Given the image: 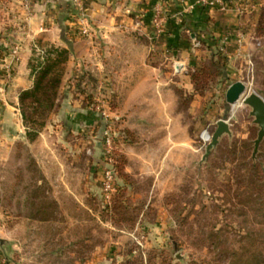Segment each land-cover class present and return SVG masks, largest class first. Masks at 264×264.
Here are the masks:
<instances>
[{"label": "rangeland", "instance_id": "374dc122", "mask_svg": "<svg viewBox=\"0 0 264 264\" xmlns=\"http://www.w3.org/2000/svg\"><path fill=\"white\" fill-rule=\"evenodd\" d=\"M251 1L257 25L242 55L237 43L226 44L230 56L224 52L220 69L204 43L182 73L175 72L170 36L176 27L166 28L167 22L161 33L150 29L155 47L149 58L158 70L136 101L112 91L110 76L102 80L85 67L67 74V61L62 104L31 140L19 97L17 104L8 100L17 110L0 119V264H229L233 250L264 251V138L255 152L261 126L245 101L252 93L264 98L258 28L263 22L264 29V0ZM165 4L173 20L174 5ZM69 13L60 27L64 37H87L75 25L76 4ZM20 23L8 31L33 30ZM181 33L190 40V32ZM20 42L7 47V82L21 61ZM36 44L28 45L31 77L32 60L37 65L52 48H67L43 39ZM204 69L210 71L205 77ZM237 81L247 90L229 104L227 91ZM222 119L230 131L207 155ZM106 131L122 158L115 179L122 190L111 205L102 190Z\"/></svg>", "mask_w": 264, "mask_h": 264}, {"label": "crops", "instance_id": "0c3cea01", "mask_svg": "<svg viewBox=\"0 0 264 264\" xmlns=\"http://www.w3.org/2000/svg\"><path fill=\"white\" fill-rule=\"evenodd\" d=\"M81 1L92 17L89 23L92 32L87 37L74 35L68 39L64 37L60 27L68 24L69 10L73 9L74 0H0V119L10 112L9 108L17 110L8 100L17 104L21 90L32 86L33 77L30 76L28 67L32 49L28 45L39 43L40 39L70 47L67 74L85 67L96 72L100 79L110 76L108 80L113 79L116 85L112 91H126L132 101L138 100V93L150 86L151 76L158 70L149 58L155 47L151 41L153 31L150 30L153 6L158 1L171 3L174 5L171 11H175V15L181 9L180 1ZM194 2L195 0H189V3ZM256 9L255 7L239 16L235 10L225 11L195 5L181 19L176 16L173 20L170 18L166 28L176 27L171 30L174 36H170L175 44L174 53L177 54L175 62L184 65L192 52H200L194 46L196 39L205 40L212 47L217 45L221 50L223 39L227 35V44L236 46V32L241 28L247 42L253 33L251 29L257 25L256 15H252ZM20 22L31 25L33 30L24 31L27 34L8 31L9 26H17ZM183 31L190 32V40L182 35ZM18 40L22 42L21 61L16 65L13 78L7 82L4 68L6 53L9 52L7 47H11V41L18 43ZM223 52L230 56L228 50ZM102 80L100 82L104 84ZM70 104L71 100L68 99L66 105ZM73 105L75 107L82 104L75 102ZM81 117L84 120L91 119L84 114Z\"/></svg>", "mask_w": 264, "mask_h": 264}, {"label": "trees", "instance_id": "16d2710c", "mask_svg": "<svg viewBox=\"0 0 264 264\" xmlns=\"http://www.w3.org/2000/svg\"><path fill=\"white\" fill-rule=\"evenodd\" d=\"M258 30L264 33V29L261 28L263 22H259ZM206 44L210 50L211 57L217 59L216 67L220 69L223 67L224 61L226 60V54L216 45L212 47L206 41H201V45ZM69 59V50L67 48L54 47L47 51L45 56L42 57V61H39L37 65L31 64L33 84L30 88L21 90L19 94V106L22 118L27 126V137L31 140L35 139L38 135V131L42 128L46 119L56 109L61 106V83L63 78L64 64ZM204 77L207 76L210 71L203 70ZM197 80L201 78L199 74L192 75ZM83 93L86 90L83 89ZM127 134V130H125ZM113 158V162L109 163L104 158V165L113 168L115 176L118 177L121 169V156L120 160L112 149L109 154ZM259 172V170H258ZM260 173V172H259ZM122 186H117L115 183V189L111 193L110 205L114 202L116 194L120 193ZM264 216V215H263ZM216 236L215 234L210 235V238ZM255 245V243H254ZM232 258L229 264H264V251L259 249H253V246L242 247L240 250H233L231 252ZM157 257V252L151 255L150 260ZM167 261V260H166Z\"/></svg>", "mask_w": 264, "mask_h": 264}, {"label": "built area", "instance_id": "2783aa9c", "mask_svg": "<svg viewBox=\"0 0 264 264\" xmlns=\"http://www.w3.org/2000/svg\"><path fill=\"white\" fill-rule=\"evenodd\" d=\"M181 3V9L173 16L181 19L184 14L190 12L195 5H200L203 7L209 8H217L221 10H235L239 16L245 15L249 10H253L255 8V3L251 0H195L194 3H189V0H179ZM77 10L79 11V17L76 18L75 25L78 28V31L81 35L86 36L89 35L91 28L88 22V16L85 8L82 5L81 0H74ZM171 15L163 1H158L153 6V14L151 18V26L155 28L157 33L163 32L165 24L170 19ZM229 40V36H225L223 39V44L221 46L222 51H227V42ZM236 40H237V55H242V46L245 41V32L240 28L236 32ZM194 46L198 48L201 46V41L196 39L194 40ZM19 49L16 47L13 49L14 56H18ZM175 72L183 71V64L181 62H176L174 65ZM210 137V136H209ZM105 143V159L107 162L112 163L113 158L109 156L113 149V137L109 134L108 131L105 132L104 136ZM115 171L113 168L103 166L102 168V190L105 196V199L108 201L111 198V193L115 189Z\"/></svg>", "mask_w": 264, "mask_h": 264}, {"label": "water", "instance_id": "95a60500", "mask_svg": "<svg viewBox=\"0 0 264 264\" xmlns=\"http://www.w3.org/2000/svg\"><path fill=\"white\" fill-rule=\"evenodd\" d=\"M247 87L244 82L237 81L230 85L227 91V101L229 104H235L238 102L244 93L246 92ZM246 103L253 107L252 114L256 117V122L261 126L259 136L255 141V152L258 150V146L262 139L264 138V98L257 93L250 94L246 98ZM230 128L226 120L222 119L218 122V127L213 134L212 141L207 147V155L210 154L213 147H215L220 137L225 133L229 132Z\"/></svg>", "mask_w": 264, "mask_h": 264}]
</instances>
